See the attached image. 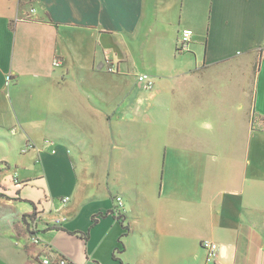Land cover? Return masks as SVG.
I'll use <instances>...</instances> for the list:
<instances>
[{"label":"crops","instance_id":"crops-1","mask_svg":"<svg viewBox=\"0 0 264 264\" xmlns=\"http://www.w3.org/2000/svg\"><path fill=\"white\" fill-rule=\"evenodd\" d=\"M27 1L33 12L16 18L23 0H0V92L7 87L20 125L15 140L0 137V264H207L204 239L220 246L215 264H264V0ZM186 28L193 36L180 54ZM226 71L238 83L213 76ZM30 72L45 78L31 94L45 81L55 93L47 118L24 112L20 76ZM142 119L154 127L148 145L162 150L159 180L138 170ZM48 127L75 147L72 162L119 165L120 218L112 184L96 173L67 179L68 156L34 149L55 144L37 136Z\"/></svg>","mask_w":264,"mask_h":264},{"label":"rangeland","instance_id":"rangeland-1","mask_svg":"<svg viewBox=\"0 0 264 264\" xmlns=\"http://www.w3.org/2000/svg\"><path fill=\"white\" fill-rule=\"evenodd\" d=\"M16 5L13 6L12 8V13L13 15H15V17L19 18V17H28V15H31V13L33 12V10L31 9L32 6L30 4V2H28L27 0H23V7H22V10L20 9L19 11L17 10V15H16ZM16 20V19H15ZM182 52H187V51H180V54H184ZM190 56L192 59L194 56V54L192 52H188L186 53L185 55L187 56ZM228 74H230L231 76H234V78H236L237 80V83H238V80L240 79L239 75L237 73H235L234 71H226V73H220V74H213V76H228ZM42 80H45L44 76L41 75V72H37L34 73V72H30V73H26V74H22L20 76V81H21V85H20V89H22L21 91H25L23 95H28L27 98L29 100V106L28 104L24 107V112H27V114L31 117H34V118H47V105L46 103H44L46 100L48 101L49 99L50 100H53L54 97L52 96H55V93L51 91V89H49V92L47 93L46 92V87H47V82L45 81V91H41L40 94H31V90L29 91L30 87L32 84L36 83V82H41ZM14 83L15 80H11L10 83ZM49 83V86H51V83L50 81H48ZM5 85V84H4ZM3 85V86H4ZM8 85V83L6 84ZM237 87H239L237 85ZM14 88V87H12ZM19 88V87H18ZM248 88V87H247ZM249 92L250 91V88L247 89ZM20 92V91H18ZM56 94H66V91L65 93L63 91H55ZM6 93H7V87L4 89V91L1 93L0 92V101L2 103V105H7L8 106V111H6V109H4V107H2V111H0V137H6L8 140L10 141H13V139L15 140L17 138V136H13L12 134L16 133V128L19 129L20 125H19V117H18V112L14 111L12 106L9 107V99H7L6 97ZM31 94V95H30ZM42 98V103H44L43 105L39 104L38 103V100L40 98V96ZM17 108V107H16ZM50 108V107H49ZM3 111H6V112H3ZM21 116V114H20ZM22 117V116H21ZM54 118V117H53ZM49 123V122H48ZM152 128V130H154V127L149 125V123L145 121V119H142L141 120V125L138 126L137 128V131L140 132L138 133V136H139V141L141 143H146L144 146H141L140 147V152H141V155H140V158L139 159H142L143 161L138 165V170H139V173L140 174H144L146 177H148L149 175V172L152 170L153 172L157 173L156 175V179L159 180L161 177H162V169H163V166H162V150L161 148L159 149V147L157 146H153V145H148V141L150 140L151 137V134H154V132H150L148 133V130L149 128ZM55 130L58 132L57 134L61 133V135H64V136H68V133H65L64 130H57L55 128ZM149 134H150V138H149ZM156 136H159L156 132H155ZM31 135V134H29ZM33 135H31L32 137ZM37 136L38 138H40L41 140H43L42 142H44V145H45V141L46 140H53V142H55V144L53 146H43V145H40V147H35L34 149H39L40 152H42V156L44 155L45 157H48V155L54 153L53 150L58 151L60 153V155L62 154L63 156H68V160H69V164H65L64 166L62 165L61 166V170H60V173H64L65 174V177L67 179H71L72 176H68L70 173L74 176V180L76 181L78 176L81 175V174H92V173H96V175H98L99 179H100V182H102V186H105L107 184V186L109 184H112V187H111V192L113 193V195H118L119 193V165L118 164H115V165H110V164H107V165H98L96 164V162L92 159H89L88 162H84L83 160H80L76 163L72 162L73 160L70 158L71 157H74L75 156V153H76V149L74 146L68 144V142H56V133L52 132L51 130V127H48V128H44L40 133H37ZM33 142V141H31ZM29 142L26 144L28 145ZM157 147V148H156ZM33 149V148H31ZM159 149V150H158ZM157 151L160 152V156L155 159V160H151V155H154L157 153ZM151 154V155H150ZM111 156V155H110ZM130 156V155H129ZM148 159H150L153 164L149 163L148 162ZM156 163V164H155ZM132 167L133 165H125L123 166L124 168L126 167ZM81 179V178H80ZM83 179L84 181H86V177L83 176ZM69 182V180H68ZM159 184V183H158ZM143 188V190L141 189V191H143V198L145 199L144 197V186L142 185L141 186ZM126 187L122 188L121 187V191L123 192H126ZM147 189V188H146ZM160 186H157V189H156V192L154 194V199L152 200L153 204L155 206H157V202H158V198H159V195H160ZM151 192V191H149ZM107 194L108 193V190H107ZM110 195V194H109ZM109 200V203L112 204L114 207L118 205L116 199L112 198V197H109L108 198ZM146 200V199H145ZM153 206V205H152Z\"/></svg>","mask_w":264,"mask_h":264},{"label":"built area","instance_id":"built-area-1","mask_svg":"<svg viewBox=\"0 0 264 264\" xmlns=\"http://www.w3.org/2000/svg\"><path fill=\"white\" fill-rule=\"evenodd\" d=\"M192 36H193L192 29L186 28L182 31L181 36H180L179 46H178L179 48H181L182 51H185L189 48V44L192 39ZM53 65L56 67L61 66L62 60L60 58H56L53 61ZM107 70L109 72L119 71L117 64H115L114 62H110V61L108 62ZM136 77H137L138 82L144 89L150 90L154 88L155 79L150 73L140 72V73H137ZM10 79H11V76L8 77V80ZM45 144L52 145V142L50 140H46ZM33 147H35V144L33 142H29V144L23 148V152H26L27 150ZM53 152H55V150H53ZM115 197L118 203V205L115 206L114 208L115 214L116 216H120V214H123L125 210L124 199L121 195H117ZM68 199L69 198H65L63 200L68 201ZM56 222H61V221L57 220ZM201 244H202V247L206 251L207 264H215L219 256V251H220L219 244L216 241H213L211 239H204ZM42 264H77V263H75L74 261H72L66 256H59L57 258L44 257L42 259ZM84 264H99V263L96 261L89 260L88 262Z\"/></svg>","mask_w":264,"mask_h":264},{"label":"trees","instance_id":"trees-1","mask_svg":"<svg viewBox=\"0 0 264 264\" xmlns=\"http://www.w3.org/2000/svg\"><path fill=\"white\" fill-rule=\"evenodd\" d=\"M177 50H178L179 52L182 51L181 48H179V47L177 48ZM263 120H264V118H263ZM115 198H116V197H115ZM114 208H115V207H114ZM112 212H113V214H114L115 217H116V214H115V210H114V209H113ZM122 215H123V214H120V216H117V217L120 218Z\"/></svg>","mask_w":264,"mask_h":264}]
</instances>
